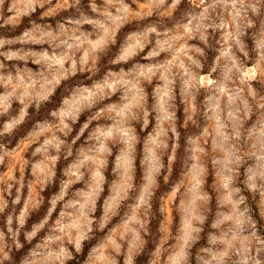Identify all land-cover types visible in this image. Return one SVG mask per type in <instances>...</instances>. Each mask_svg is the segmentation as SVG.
Instances as JSON below:
<instances>
[{
	"label": "clouds",
	"instance_id": "1",
	"mask_svg": "<svg viewBox=\"0 0 264 264\" xmlns=\"http://www.w3.org/2000/svg\"><path fill=\"white\" fill-rule=\"evenodd\" d=\"M0 264H264V0H0Z\"/></svg>",
	"mask_w": 264,
	"mask_h": 264
},
{
	"label": "rangeland",
	"instance_id": "2",
	"mask_svg": "<svg viewBox=\"0 0 264 264\" xmlns=\"http://www.w3.org/2000/svg\"><path fill=\"white\" fill-rule=\"evenodd\" d=\"M36 86H37V87H40V84H37Z\"/></svg>",
	"mask_w": 264,
	"mask_h": 264
}]
</instances>
